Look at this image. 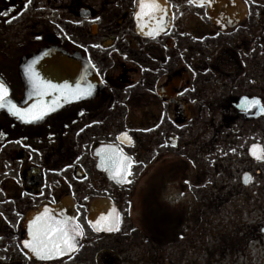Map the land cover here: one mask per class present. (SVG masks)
Listing matches in <instances>:
<instances>
[{"label": "flooded vegetation", "instance_id": "flooded-vegetation-1", "mask_svg": "<svg viewBox=\"0 0 264 264\" xmlns=\"http://www.w3.org/2000/svg\"><path fill=\"white\" fill-rule=\"evenodd\" d=\"M25 3L0 0V79L12 98L25 96L26 58L46 80L35 58L43 51L75 57L76 85L92 95L36 124L0 115V264H136L143 253L174 264L180 237H226L228 223L240 237H264V160L249 151L264 155V113L241 107L245 97L264 105V0H161L155 38L156 23L136 17L138 0ZM109 147L133 161L131 183L106 170ZM45 208L84 229L71 259L22 250ZM110 213L120 230L95 231Z\"/></svg>", "mask_w": 264, "mask_h": 264}, {"label": "snow or ice", "instance_id": "snow-or-ice-1", "mask_svg": "<svg viewBox=\"0 0 264 264\" xmlns=\"http://www.w3.org/2000/svg\"><path fill=\"white\" fill-rule=\"evenodd\" d=\"M236 0H233L235 3ZM189 5H197L201 8L211 7L214 0H187ZM246 5H255L259 7L258 0H244ZM31 4V0H26L25 9ZM139 11L136 13V17L140 21H144L145 18L149 22H155L156 27L148 32V35L155 38L161 32L164 31L165 25L162 16L166 14L167 8L162 5L161 0H138ZM157 14H161L160 17ZM0 15L7 16L8 12L0 13ZM258 15V13H257ZM100 17L96 16L95 21H99ZM145 26H151L150 24L145 25L141 23L140 27L143 30ZM219 35V33H217ZM36 39H41L37 36ZM94 47H100L99 45H94ZM33 64H29L26 71L29 75V79L32 83L34 89V94L39 97L48 95L49 92L59 93L57 101L59 99H80L82 96L92 95V86L89 85L87 89L82 88L80 85L72 87L71 85H56L50 80L41 79L39 73L35 71ZM9 88L6 86V82L0 79V109H7L13 116L18 119L24 120L27 123L34 121H39L44 118L49 112L54 111L58 107V102L53 101L51 105L45 104L43 100H40L37 104H33L29 108H19L12 100L8 98ZM245 102L241 107L245 112L251 110L252 108H259V113H264V105H261V101L257 98H252L249 100L247 97L244 98ZM152 129H144V131H151ZM83 131V129H81ZM4 133H0L3 136ZM121 137L128 142H131V137L128 134L121 133ZM258 146L252 145L249 149L252 156L257 160H264V155H261L257 151ZM235 152V149H231ZM102 161L106 166V170L114 174L113 178H119L120 181H126L131 183V180H127L128 176L132 173L130 168L133 161L130 157L126 156L122 149L109 147L102 155ZM251 177L245 173V183H249ZM187 183V181H186ZM0 215H3L0 213ZM19 215V214H17ZM120 217L118 214L110 213L108 215H102L100 220L96 221L93 225L95 231H107L114 232L119 231ZM264 232V227L260 229ZM29 232L31 235V240H24L21 242L22 250L28 249L35 256L41 259H50L54 257H64L68 256L69 259L72 258V254L77 252L79 249V244L77 242V237L84 236V229L80 224L74 222V218L69 217L67 219L58 220L48 213V209L45 208L44 215L36 218L35 221L29 227ZM28 253L26 252L25 255ZM0 259H3L0 257Z\"/></svg>", "mask_w": 264, "mask_h": 264}, {"label": "rangeland", "instance_id": "rangeland-1", "mask_svg": "<svg viewBox=\"0 0 264 264\" xmlns=\"http://www.w3.org/2000/svg\"><path fill=\"white\" fill-rule=\"evenodd\" d=\"M136 201L138 203L139 197L136 198ZM182 227L183 225L180 228ZM238 227L236 224L228 223L225 227L226 237H194L195 239L191 243H189V239L180 237L179 250L177 249V252L172 254L175 259L174 264H264V237H259L257 240L240 237L237 234ZM216 233L217 231L214 232V234ZM142 251L145 250L142 248L138 254H141ZM141 256L140 260L144 262L136 264H159L158 262L148 263L145 261L147 259L145 253ZM170 259L171 257L165 256L164 264L172 263L169 262Z\"/></svg>", "mask_w": 264, "mask_h": 264}, {"label": "water", "instance_id": "water-1", "mask_svg": "<svg viewBox=\"0 0 264 264\" xmlns=\"http://www.w3.org/2000/svg\"><path fill=\"white\" fill-rule=\"evenodd\" d=\"M231 0H228V2ZM50 51H43L40 54L36 55L35 58L42 59L40 62H43V64H40L39 66H43L46 68L44 71V74L46 75V80H50L53 84L56 85H64L68 84L71 85L73 88L76 86L78 82V74H79V68L80 66L76 63V58L71 55H65V54H59V55H52L50 56ZM32 58H26L22 63V75H23V83L25 85V96L22 99V102L19 103L16 100H14L11 96V90L9 89V96L8 98L12 100V103H14L19 108H29L33 104H37L40 100H43L45 104L51 105L53 101H57V97L59 96V93H53L49 92L48 95H45L43 97H39L36 94H34V89L32 87V83L29 79V75L26 71L28 65ZM37 63H35V66ZM8 87V85L6 84ZM9 88V87H8ZM76 99L67 98V99H59L58 107L55 108L54 111L49 112L47 115L44 116L46 118L47 116H50L52 114H55L60 109H62L66 104H69L70 102H74ZM0 115H6L10 118H12L14 121L19 122L20 124H36L42 120L34 121L31 123H27L24 120L18 119L17 117L13 116L7 109H0ZM259 154H262L260 148L257 149ZM118 181L119 178H116ZM121 183H125L126 181H120ZM32 237H21V241L24 240H31ZM81 240V237H77V242L79 244ZM26 251L35 259H41L40 257L35 256L33 253L30 252V250L26 249ZM59 257H54L50 259H56ZM43 260V259H41Z\"/></svg>", "mask_w": 264, "mask_h": 264}]
</instances>
